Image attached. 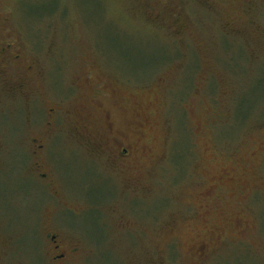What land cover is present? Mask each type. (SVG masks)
<instances>
[{
	"label": "rangeland",
	"instance_id": "obj_1",
	"mask_svg": "<svg viewBox=\"0 0 264 264\" xmlns=\"http://www.w3.org/2000/svg\"><path fill=\"white\" fill-rule=\"evenodd\" d=\"M0 48L32 66L0 79L8 263L42 264L35 217L71 264H264V0H0Z\"/></svg>",
	"mask_w": 264,
	"mask_h": 264
},
{
	"label": "flooded vegetation",
	"instance_id": "obj_2",
	"mask_svg": "<svg viewBox=\"0 0 264 264\" xmlns=\"http://www.w3.org/2000/svg\"><path fill=\"white\" fill-rule=\"evenodd\" d=\"M22 58V55H13L9 53L7 48H0V79L7 77L6 81L11 86L13 92L28 95L27 92L31 84L28 74L32 72V66L28 64L26 67H23L22 63L24 59ZM15 67L16 70L19 71L16 75H13L9 70ZM53 112L55 111L49 110V113ZM49 117H52V114H49ZM48 125L50 126V123ZM92 138L94 141L93 144L95 145L93 146V144H91L90 151L100 159H102L103 155H106L109 159L108 164L113 170L126 171V169H129V171L132 170L134 173L138 172L139 174L140 168L137 167V164L140 159H137L136 148H133L131 145L123 144L121 140L115 137L107 138L108 144L106 145L104 142L103 145H101L100 141L104 140L102 134L92 136L91 139ZM41 147L43 146H39V148ZM140 154L142 157H151V152L146 149H142ZM39 177L44 179L46 175L40 174ZM46 187L48 188L50 186L47 185ZM49 217L47 220H49ZM32 220L34 223L32 224L31 236L34 240L35 252L42 261V264H46L44 261L45 258L48 260L47 264H71V260L79 256L81 250L78 248L77 241H70L67 239L64 234L66 230L62 229L63 226L59 225L55 228L49 223L36 224L35 217L32 218ZM5 227H7L6 223L0 214V264H17L8 263V259H15L17 255L22 253L19 247L21 233L16 235L17 238L15 240L9 237L3 240L1 233Z\"/></svg>",
	"mask_w": 264,
	"mask_h": 264
}]
</instances>
